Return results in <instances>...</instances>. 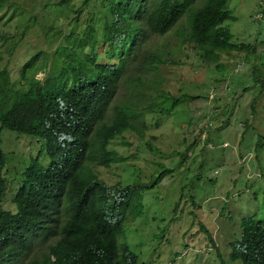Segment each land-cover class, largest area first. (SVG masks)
<instances>
[{
	"label": "trees",
	"instance_id": "1",
	"mask_svg": "<svg viewBox=\"0 0 264 264\" xmlns=\"http://www.w3.org/2000/svg\"><path fill=\"white\" fill-rule=\"evenodd\" d=\"M92 1L53 4L69 13L70 31L50 34L51 41L59 35L63 41L49 70L43 51L20 69V87L8 68L0 70L1 130L46 142L50 155L47 165L34 160L25 169L12 198L15 210H6L7 156L0 134V264H23L39 246L44 249L30 264H145L135 251L132 232L140 228L138 219L149 222L145 197L161 184L166 170L161 164L155 173L127 184H110L97 170L129 163L130 157L113 143L127 131L146 138L161 118L171 116L169 103L188 97L162 90L161 66L172 62L158 50L147 51L148 41L167 35L188 16V31L179 30L178 39L194 44L204 59L215 62L222 52L254 49L236 42L225 26L236 19L230 0H101L97 12L89 9ZM7 5L8 0H0L1 11ZM132 70L148 81L134 78L130 97L114 104ZM39 71H45L44 78L37 77ZM146 86L160 94L159 107L149 103ZM241 229L240 240L231 243L230 258L264 264V220L244 217Z\"/></svg>",
	"mask_w": 264,
	"mask_h": 264
},
{
	"label": "rangeland",
	"instance_id": "2",
	"mask_svg": "<svg viewBox=\"0 0 264 264\" xmlns=\"http://www.w3.org/2000/svg\"><path fill=\"white\" fill-rule=\"evenodd\" d=\"M100 1L93 0L89 9L100 10ZM55 2L8 0L9 5L0 10V70L9 69L16 87H20V69L34 54L46 53L47 69L52 67V56L63 38L59 35L51 41L50 34L70 31L69 13L55 7ZM229 9L236 19L227 20L225 26L233 39L254 49L225 51L218 61L210 62L194 44L178 39L179 30L188 31V16L167 35L151 37L146 50H158L172 62L161 66L162 90L169 96L188 97L167 105L171 116L148 130L147 139L127 131L113 143L130 157L129 163L97 170L110 184L130 183L155 173L161 164L166 170L161 184L145 197L149 222L138 219L140 228L132 232L140 263L243 264L230 258L231 243L241 238V221L252 215L264 220V0H230ZM45 75L39 71L37 77ZM137 76L148 81L136 70L129 72L114 104L130 97ZM143 93L159 107L158 92L146 86ZM148 119L153 121L152 116ZM0 134L7 156L3 207L14 211L12 198L23 172L34 160L47 165L50 155L46 142L1 130V123ZM43 249L39 246L23 264H30Z\"/></svg>",
	"mask_w": 264,
	"mask_h": 264
},
{
	"label": "built area",
	"instance_id": "3",
	"mask_svg": "<svg viewBox=\"0 0 264 264\" xmlns=\"http://www.w3.org/2000/svg\"><path fill=\"white\" fill-rule=\"evenodd\" d=\"M262 15V13H258V17H260Z\"/></svg>",
	"mask_w": 264,
	"mask_h": 264
}]
</instances>
